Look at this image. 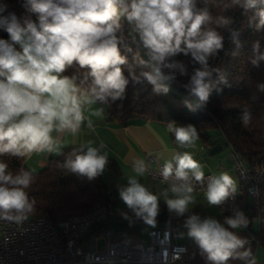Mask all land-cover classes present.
Returning a JSON list of instances; mask_svg holds the SVG:
<instances>
[{"label":"clouds","instance_id":"obj_1","mask_svg":"<svg viewBox=\"0 0 264 264\" xmlns=\"http://www.w3.org/2000/svg\"><path fill=\"white\" fill-rule=\"evenodd\" d=\"M23 6L35 20L18 18L15 13L4 15L7 6L0 5V29L8 34V39L0 38V155L22 158L34 152H53L58 147L54 132L75 136L86 120L91 128L88 114L103 113V108L92 106L123 99L129 77L136 83L147 81L156 93H167L178 83L177 74L186 76L187 82L180 85L192 100L186 105L193 111L206 107L214 89L213 74L219 72L209 61L224 49L225 36L220 30L241 47L233 17L213 16L212 8L252 11L249 27L264 30V0H24ZM123 21L131 41L147 57L136 58L138 72L121 54V46L131 51L124 43ZM259 49L257 41L251 60L256 67L264 61ZM181 54L190 55L199 67L189 73L176 59ZM74 66L82 74L65 75ZM220 79L227 83L224 77ZM257 90L264 92V83ZM251 118L249 111H243L240 120L246 127ZM168 131L180 148L195 147L200 138L192 124L169 122ZM104 147L89 141L73 148L62 170L88 181L96 179L109 162ZM158 159L163 161L158 170L161 182L172 181L161 193L168 211L185 217L187 236L208 264H228L229 260L252 264L247 239L234 231L248 226L243 211L235 210L222 222L196 213L186 215L194 201L193 182L205 181L203 165L189 151H174L169 158L161 153ZM132 167L135 175L119 186V198L137 219L154 227L160 196L137 178L148 173L150 165L138 159ZM32 181L30 170L20 168L13 173L0 161V221L19 225L34 212L35 199L26 191ZM236 193V182L228 173L207 177L204 196L208 206H223ZM123 215L129 219L127 213Z\"/></svg>","mask_w":264,"mask_h":264},{"label":"trees","instance_id":"obj_2","mask_svg":"<svg viewBox=\"0 0 264 264\" xmlns=\"http://www.w3.org/2000/svg\"><path fill=\"white\" fill-rule=\"evenodd\" d=\"M0 5H6L4 15L15 13L18 18L36 17L25 9L24 0H0ZM213 16L228 15L234 19L233 27L238 32L241 47L237 48L231 42L229 34L220 30L225 36L224 49L219 55L209 61L213 68L219 70L213 74L214 89L209 101L203 109L190 110L186 105L192 103L191 98L182 85L188 77L177 74L178 83H173L167 93H156L145 80L136 83L129 77L124 98L110 104H103L111 123L126 126L131 123L155 121L166 127L171 139L175 142L172 133L168 131V123L175 122L177 126L192 124L199 133L198 141L208 144L211 137L207 131L217 128L225 139V145L242 155L248 165L264 157V92L257 90L259 83H264V61L259 66H253V45L259 42V51L264 53V30L255 31L249 27V17L252 11L244 14L242 10L224 12L222 8H212ZM124 24V43L131 48L127 51L121 46V54L127 56L130 65L135 64L136 58L147 59L142 48L131 41L128 35V25ZM0 38L8 39V34L0 29ZM176 59L182 61L188 72L199 67L192 61L191 56L180 55ZM83 70L77 66L68 69L65 75H81ZM124 74L128 76V68L124 66ZM221 76L227 83L221 81ZM255 97V99L253 98ZM243 111L251 113V121L245 127L240 120ZM213 145V144H212ZM218 150V149H217ZM72 151L64 150L48 165L33 173L31 186L26 190L30 197L35 199V210L30 216L46 217L53 221H60L86 212L98 204H113L116 194L114 187L108 184L103 174L92 181L76 174H66L61 165ZM0 161L8 164L9 170L15 173L18 169L29 170L22 159L12 155H0ZM105 171L117 174V165L109 160ZM238 205L250 223L254 217L259 219V230L254 234V243L264 248V182L259 192V210L255 212L251 201L246 194V188L238 183ZM114 205V204H113ZM158 217L174 222L179 226L183 220L175 214L159 209ZM185 218V217H184Z\"/></svg>","mask_w":264,"mask_h":264},{"label":"built area","instance_id":"obj_3","mask_svg":"<svg viewBox=\"0 0 264 264\" xmlns=\"http://www.w3.org/2000/svg\"><path fill=\"white\" fill-rule=\"evenodd\" d=\"M229 158L238 182L246 188L253 210L258 212L264 157L248 165L241 154L230 149ZM158 170L149 169L146 175L159 185L162 193L172 181L161 182ZM210 175L213 174L205 173L203 184L193 182L192 194H204ZM238 196L237 189L233 199L223 206H215L219 215L224 218L240 210ZM114 215V205L109 203L95 205L84 213L56 222L30 215L19 225L0 221V264H196L194 247L178 242L181 236L178 225L167 228L171 241L161 229H151L148 244L133 245L127 238L116 239L114 232L104 225ZM89 233L92 236L88 239ZM100 240L102 250L97 247Z\"/></svg>","mask_w":264,"mask_h":264},{"label":"crops","instance_id":"obj_4","mask_svg":"<svg viewBox=\"0 0 264 264\" xmlns=\"http://www.w3.org/2000/svg\"><path fill=\"white\" fill-rule=\"evenodd\" d=\"M92 108H103V113L101 116L88 114L92 120L91 128L87 126L86 120L85 123L81 126L78 134L75 136H72L67 132L63 134L54 132L53 136L57 138L58 147H56V149L51 153L34 152L28 156L23 157L22 159L25 166L30 171H38L46 167L49 161L53 158H56L62 151L78 148L80 145L87 144L89 141H91L93 146L98 147L101 144L105 146L102 149V152H106L108 155V159L116 163L117 174H115V176L119 181L125 180L127 182L128 176L135 175L132 166L136 160L144 159L146 163L150 165L149 169H158L160 164H162L163 162L162 160L158 159L159 155L162 153L164 158H169L174 151L191 152L194 155V158L203 165L204 173H212L213 175H215L214 171L220 173H227L228 171L227 168L222 165L223 163L221 161H217L216 163L213 162L214 158L212 159V156L220 152L219 148H214L213 151L208 155L205 154L208 146L214 145L213 143H211V140L208 144H201L198 140L196 141L195 145L196 147H199L200 152H197L196 147L180 148L176 144V142L171 139L166 130V127L161 123L155 121H144L131 123L126 126H118L110 122L105 106L97 104L93 105ZM226 147L230 152V147L227 145ZM149 158H152V160H150ZM229 167L231 171L234 172L232 170L230 158ZM137 178L141 181V183L152 184V192H160L158 191L160 189L159 185L156 182L150 180L146 174L142 177ZM238 183L239 182L237 180L236 185H238ZM192 195L194 197V201L189 206L190 212L186 213V215L196 213L201 217L211 216L216 218L217 220H220L221 222L223 221L224 218L219 215L216 207L207 205L204 194ZM164 199L165 197H162V201H165ZM160 208L164 209L166 212H169L166 202H162L159 206V209ZM182 218L183 220L180 222L179 227L183 226L184 224L185 218ZM156 219L159 224L152 229H161L167 240L171 241L167 233V228L175 223L167 221L165 219H160L158 215ZM108 220L104 223V225L107 227ZM258 230V219L252 220L244 229L234 230L237 231L242 238L247 239L248 243L245 245V247L250 250L251 255L249 259L252 261V264H264V248H262L257 243H254V234L258 232ZM91 236L92 233H89L87 235V238L89 239ZM178 242H181L180 244L182 245L194 247L196 264H208L205 256L201 253L198 246L187 235L185 237L181 235ZM228 264H244V262L240 260H229Z\"/></svg>","mask_w":264,"mask_h":264},{"label":"rangeland","instance_id":"obj_5","mask_svg":"<svg viewBox=\"0 0 264 264\" xmlns=\"http://www.w3.org/2000/svg\"><path fill=\"white\" fill-rule=\"evenodd\" d=\"M207 133L211 137V143H213L214 145L208 146L207 150L205 151V154L208 155L210 152L213 151L214 148H219L220 152L212 156V159L214 158L213 162L216 163L217 161H221L223 163L222 165L227 168L228 170L227 173L233 178L235 182H237L236 175L234 174V172L231 171L229 167V158H228L229 149L225 145L224 138H223L221 131L217 128H212V129H209ZM196 150L197 152L198 151L200 152L198 146L196 147ZM214 174L219 175L220 172L214 171ZM103 177H104V180L108 184H111L116 191V194L113 198L114 211H116V214L108 220V228L114 232L116 239L127 238L130 240L131 244L133 245L134 244H148L149 242L148 232L150 231V229L156 227V225L159 224L157 222V219H156V224L154 227L145 224L143 220L141 219H137L134 216V214L131 213L130 210L127 209V207L124 205V203L119 198L118 188L119 186L126 185L127 182L125 180L119 181L116 178V176L112 174V172L110 171H104ZM143 184H145V186L148 187L150 191H152L151 189L152 184H148V183H143ZM158 191H160V189ZM155 194L160 196V200H159V206H160L162 202H165V201H162V197L164 196L161 195L160 192H157ZM124 213H127L129 219L124 218V215H123ZM180 229H181V235L185 237L187 235L186 229L183 226H181ZM97 247L99 250H102L103 248L102 240L98 241Z\"/></svg>","mask_w":264,"mask_h":264}]
</instances>
